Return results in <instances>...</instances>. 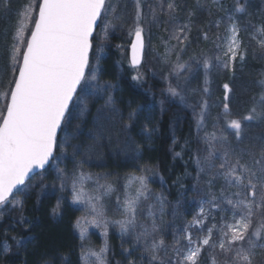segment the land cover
Listing matches in <instances>:
<instances>
[{"label": "snow or ice", "instance_id": "1", "mask_svg": "<svg viewBox=\"0 0 264 264\" xmlns=\"http://www.w3.org/2000/svg\"><path fill=\"white\" fill-rule=\"evenodd\" d=\"M119 3L120 0H27L15 9L12 8V0L0 3V11H13L17 16L9 63L5 70H0L10 69L11 73L4 85L7 91L0 93L6 101L0 107V206L12 202L9 198H15L14 194L30 179L34 169H44L52 162L57 164L61 190L71 181L72 203L84 205L89 213L75 221L74 227L79 231L81 241L87 239L86 224L103 229L104 243L98 250L81 243V264H108L109 225L118 227L121 236L133 233L135 243L145 254L141 259L146 258L148 264H201L205 256L210 264H254L255 250L264 248V137H246L245 128L253 121L264 124V73L257 81L259 91L251 97V104L244 114L233 113L230 109L227 94L231 88L228 84L223 85L225 103L218 120H223L224 129L213 123L212 131H204L201 139L207 154L203 159L199 155L195 158L199 170L209 177L206 181L208 191L198 201V210L192 221L176 230L171 245L166 243L157 223L163 215L164 197L151 194L145 175L131 174L126 178L123 199L118 195L115 201L116 211L121 216L109 218L102 196L117 189L107 182V177L98 174L93 177L83 171V162L76 164L71 176L58 167V162L62 161L57 152L66 154V149H61L58 132L73 118L70 106L82 104L87 96L94 94L93 89L98 88V84L93 83L97 79L95 72L98 68L94 70L91 67L92 53L94 49L102 52L105 41L117 28L126 31L130 37V63L137 69L134 80L142 79L139 68L146 48L150 46V32L145 24L161 23V15H167V22L174 23V27L167 40L162 39L165 52L160 58L169 63L171 74L178 81H187V77L180 74L191 72L190 62L202 67L204 95L209 93V74L215 66L234 72L237 60L243 62L247 56V48L240 37V32L247 28L242 29L236 19L237 14L246 12L242 0H233L225 15L211 22L218 28L227 21L224 34L213 40L216 54L209 56L202 50L199 57L191 56L189 61H184L180 53L192 42V11H188L186 22L179 23L176 22V13L180 6L176 0H158L156 7H150L147 14L144 12V0H134V12L128 24V13L119 11ZM211 4L223 10L222 0H211ZM196 7L204 6L198 0ZM207 10L211 13V6ZM250 26L254 28L252 38L260 36L258 44L264 47V22ZM201 31L203 39L207 40L208 33ZM172 40L177 43L169 47ZM173 52H177L174 62L167 59ZM96 59L98 64L99 57ZM179 88V82L176 86L169 83L168 92L184 100ZM197 106L199 112L195 111V106L189 105L194 109L199 133L205 129L209 115L207 99L201 96ZM133 115H129L130 120ZM227 131L231 132L235 144L228 139ZM245 140L251 143L240 147ZM175 155L180 156L181 153ZM215 160L220 163L215 164ZM101 179L105 182L100 183ZM218 180L223 181L219 195L212 190ZM89 181L95 183V189L86 190ZM133 181H138L139 187L131 190ZM150 198L160 205L159 216L154 211L155 205L148 204L146 215L151 223H138L140 215L144 214L141 202ZM59 208L58 201L53 214ZM213 213H230V219L221 216L218 225ZM191 229H195L197 234L194 235ZM131 254L129 251V257ZM220 255L223 260L218 259ZM44 264H49V261L45 260ZM129 264H135V261L129 259Z\"/></svg>", "mask_w": 264, "mask_h": 264}, {"label": "trees", "instance_id": "2", "mask_svg": "<svg viewBox=\"0 0 264 264\" xmlns=\"http://www.w3.org/2000/svg\"><path fill=\"white\" fill-rule=\"evenodd\" d=\"M176 1L180 6L176 14L181 17L185 10L187 13L192 11L194 13L192 22L199 17L203 18L204 14V19L207 20L206 15L210 16L207 7L211 6L212 9L216 6L211 4V0H206L205 6L201 8L196 7L197 0ZM256 1L260 0H242L246 12L240 16L244 20L248 19L250 22L260 24L264 22V16L257 12ZM214 20L216 21L215 18ZM214 30L216 32V29ZM215 32V36L212 32L207 40L201 37L203 46L206 48L209 46L207 49L210 53L215 47L213 40L218 35ZM240 37L247 48L245 60L243 62L237 60L234 72L222 71L218 74L221 82L228 84L231 90H234L233 84L237 82L239 76L244 77L251 73L255 75L264 71V47L248 39L243 32ZM144 59L146 63L148 54H145ZM120 65L123 79L117 77L110 57L102 59L99 76L94 83L98 84V88L93 89L94 94L87 96L82 104L76 103L75 106H71L73 113L71 121L74 122V128L69 131L66 125L59 134L61 149H66V154L61 155L60 151L57 152V156H60L62 161L58 162V167L71 176L70 169L65 165L70 161L74 148L87 145V133L90 134L92 131V121L99 114L104 118L107 114L116 112V117L121 120L118 119V122L112 117L119 127L111 128L110 134L124 132L140 151L138 156H135L134 162H128V159L123 161L114 155L106 156L103 172L107 179L121 178L131 172H135V175L141 174V171L137 172V170L149 171L154 168L159 182L158 195L164 197L167 205L179 204L192 193L193 183L199 176L194 159L197 136L194 109L169 98L160 84H151L146 76H142L141 80H134L137 69ZM142 69L143 67L139 68V71ZM108 81L109 85H107ZM217 91L222 96L219 102L221 111L225 103V93L223 88ZM110 103L111 108H109ZM228 104L233 113L244 114L247 111V109L243 111L239 102L233 106L230 102ZM3 106L4 104L1 107ZM195 111L199 112V109ZM130 114H134L131 120ZM107 117L109 119L111 116ZM221 121V127L224 129L223 120ZM253 122H249L245 128L246 137L250 127L256 126L264 132V124L254 125ZM177 152L181 155L176 156ZM41 176L44 179L41 185L34 186L24 194L26 184L14 194V199L10 198L11 203L0 206V264H44L45 260L49 261V264H81L80 247L83 242L76 235L74 227L78 215L75 210L65 205L69 197L68 187L61 190L56 163H51L44 172L38 174V177ZM58 201L60 208L56 214H53ZM220 215L216 213L218 219ZM174 218L170 211V221ZM168 224H170L169 220ZM125 247L127 246L120 242L113 245L112 264L116 262L125 264V261H129L126 258L129 256L128 252L123 251ZM255 253L254 264H264V248H257ZM133 255L132 253L130 257ZM64 257L66 259H62ZM135 258V264L142 263L140 255ZM201 262L208 264L209 261L205 256L202 257Z\"/></svg>", "mask_w": 264, "mask_h": 264}, {"label": "rangeland", "instance_id": "3", "mask_svg": "<svg viewBox=\"0 0 264 264\" xmlns=\"http://www.w3.org/2000/svg\"><path fill=\"white\" fill-rule=\"evenodd\" d=\"M205 1L206 0H199V3L202 6H205L204 5ZM197 2L198 0L195 3L196 5ZM0 3H2V0H0ZM24 3H27V0H12V8L15 9ZM157 3L158 0H144L145 14L149 12L150 7L155 8ZM223 3H225L226 5H224ZM256 3L258 10L257 12L263 14L264 16V1L260 0V1H256ZM222 4H223V10H220L218 6H215L214 8L211 9L210 16L206 15L207 20L204 19V15H205L204 14L203 18L199 17L197 20L192 22V31L190 33V40L192 41L191 45L183 53H180L184 61H189V57L191 56L199 57L202 50L203 52H206L210 56L216 54V46L211 49V53L210 51H208L209 46L207 47L208 49L203 46L201 41V37L203 36L201 30L207 32L208 37H210L212 32L214 34L215 32L214 29H216L215 33H217L218 35L224 34L225 24L227 23V21L222 22L218 28L215 26V24L211 23L215 21L214 18L216 20H220L221 17L225 15V11L231 8V5L233 4V0H222ZM134 7H135L134 0H120L119 11L120 12L126 11L128 13L126 17L128 24L131 23ZM243 14L244 13H242V16ZM240 15L241 14H237L236 19L239 21L242 29H244L245 27L247 28L246 31L242 30L241 32L245 33L248 39L258 44V40H260L261 37L256 36L255 39L252 38L254 35V28L251 27L250 25H259V23L255 24L253 21L250 22V20L248 19L244 20ZM150 19L151 18L148 17V20ZM168 19L169 17L167 15H161L160 16L161 23L146 22L145 24L146 30L150 32V40H149L150 46L147 47L145 51V54H148V60L145 63V59H144V62L141 66L143 67V69L139 72L142 74V76L148 77V80L151 82V84H158V85L160 84L169 98L175 101L182 102L187 107H189V105H193L195 106V109L197 108L199 109L197 105L201 96H203L204 99H207L209 104V115L205 121L206 127L205 129L201 130L199 133L197 132L196 144L194 149V159L196 158L197 155H199L201 159H203V157L207 154L205 151V145L203 144L201 139L204 135V131H212L213 123H218L219 128L223 129L221 127L222 121L218 120V117L222 116L223 114V107L221 108V111L219 109L220 108L219 102L222 99V96L218 93L217 89L223 88L225 82H221V79L218 76V74L222 71L232 72V70L225 69L223 67H220L219 65L215 66L211 71V73L209 74V79L211 82L208 85L209 93L207 95H204L202 91L204 88V78H205L204 69L202 67H199L196 62H190L191 72L184 71L180 74L181 77L186 76L187 81L185 82L183 79L178 81L177 77L171 74V67L169 63L160 58L161 56L164 55L165 52V48L162 44V39L167 40L172 28L174 27V23L170 24L167 22ZM186 20H187V10L183 12L181 17L176 14V22L184 23L186 22ZM16 21H17V16L13 11H9L7 13L0 11V70H5L9 63V53L11 51V45L13 43V34H14ZM205 22H207L205 24L206 28H204ZM129 41H130V37L127 36L126 31L117 28L116 31L110 33L109 38L107 39V41H105V47L102 52H97L94 49L92 53L91 67L94 70L98 68V70H96L95 72L97 79L100 72V68H99L100 61L102 59H107L109 57L111 59V65L112 64L114 65L115 72H117L116 73L117 77L123 79L121 75L123 71L121 69L120 64L130 66ZM176 43L177 42L175 40H172L169 47H171V45H175ZM118 45H122L123 47L122 48L117 47ZM176 55L177 52H173L168 56L167 59L174 62L176 59ZM97 56L99 57L98 64L96 59ZM261 73H264V71L258 72L255 75L251 73L250 75L247 76L244 75V77L239 76L236 79L237 82L233 84L234 90H231V92L227 94L228 95L227 103L230 102L232 103L233 106L236 102H239L242 105L243 111L244 109H248L251 104V97L257 91H259V88L257 86V81L261 78ZM10 75H11L10 69H7L6 71H0V93L7 91V88L4 87V85L9 81ZM222 77L223 75L221 74V78ZM178 82L180 84V88L178 89V91H180L182 95L185 97L184 100H181L180 97L178 96H172L168 92L169 83H171L173 86H176ZM101 87L103 89V86ZM223 91L225 93L224 88ZM5 103L6 101L3 99L2 96H0V107ZM109 108H111V103L109 105ZM189 108L193 109V107H189ZM108 115L111 116L109 117V119L107 117ZM116 116H117L116 112L115 114L113 113L107 114L106 117L104 118L102 117V115L99 114L97 118L92 121L93 122L92 131L90 134L87 133V137H88L87 145L78 146L74 148V150H72L71 152L72 156L70 158V161H68L65 165L67 169H70L71 174L73 168L76 167V164L78 162H83V169H82L83 171L87 173H91L93 177H95L97 174L101 177H107L105 172H103L105 170L103 162H104V158L108 155L110 156L114 155L116 157H119L123 161L128 159V162L131 161L134 162L135 156H138L140 151L138 146L133 144L131 138L127 136L124 132H119L116 134H110L109 132L111 128L114 129L116 127H119L116 123H114V120L112 119L113 117L117 121L119 118H117ZM253 124L254 125L259 124V122L254 121ZM67 126H68L67 130L72 131L74 128V122L71 121L69 124H67ZM64 127L66 126H63L62 128ZM90 127H91V123H90ZM246 134H248L247 137H251V138L264 137V132H262L256 126L250 127L246 132ZM226 135L233 144L236 143L230 131H227ZM249 143H251V141L245 140L244 143L240 144L239 146L245 147ZM213 162L217 165L220 163L219 160H215ZM196 167L199 176L193 183L192 193L186 198L182 199L181 203L176 204L174 206L167 205L164 201L163 215L157 220V223L161 229V234L163 235L166 243H168L169 245L173 243V235L176 233V230L183 227L186 223L192 221L193 216L196 214L198 210V201L203 199L208 191L206 181L209 177L205 175V173L199 170L200 166L196 164ZM137 172H140L141 174H136V176L145 175L147 177L148 188L150 189L151 194L153 196L158 195L157 184H159V182L157 181L156 178L155 169L153 168L149 171L145 169H141V170H137ZM205 172H207V168H205ZM131 174H135V172H131L129 174L123 175L121 178L110 179V180L107 179V182L111 183L117 189V191L115 192H112L110 194H105L102 196V202L106 206L105 210L109 218H120L121 214L116 211L115 201L118 195L121 197V199H123L124 196L123 185L126 182V178H128ZM43 182L44 179L41 182V177H38V175H36V177H33L27 183L26 188L24 190V194H26L34 186L41 185ZM104 182H105L104 179L100 180V183H104ZM70 185H71V181H69V185H68L69 197L65 205L75 210L78 215V218L81 216H88L89 213L85 210L84 205L72 203ZM222 185H223V181L218 180L212 190L215 191L217 195H219V190ZM95 187H96L95 183L92 181H89L86 184V190H93L95 189ZM136 187H139V183L138 181H133L131 190H134ZM103 191L104 190L101 189V193H103ZM148 204L155 205L154 211H156L157 215L159 216L160 205L156 203L155 199L150 198L147 201L141 202V211L144 214L140 215L138 223L139 222H143L145 224L151 223V221L148 219L146 215V206ZM170 211L173 217H175L174 219H171V221H170ZM181 213H185V214L182 215ZM187 214H189L190 216H187ZM213 214L216 216V213ZM220 214H221L220 217L227 216L230 219V213H220ZM220 217L218 219L216 216V223L218 225L220 223ZM168 220L170 224H168ZM176 222L177 224L173 226ZM208 223L211 224L212 221L209 220ZM85 226L88 228L87 239L82 242L86 246H90L98 250L100 247L103 246L104 243V236L102 235L103 229L95 228L90 224H86ZM171 228L172 230L170 231ZM137 231H140V229L138 228ZM191 231H193L194 235L197 234L195 232V229H191ZM75 232L76 235L79 237V231L76 228H75ZM215 238L216 236L214 233L213 239ZM107 240H108V248H109L107 254L108 264H112L114 262V255L112 250H113V245L117 244V242H120V244H124L127 246L123 248V251L125 252L131 251V253L134 254L133 257L127 256L126 258L128 260L131 259L135 261L136 260L135 257H138V255H140V257L145 255L142 251L141 246L135 243V235L133 233H129L128 235L121 236L119 228L114 225H109L108 227ZM138 248H140V250H136ZM217 252H219L218 249ZM218 259L223 260V256L222 255L218 256ZM142 260L143 261L141 264H148L146 258ZM125 262H126L125 264H129V261H125ZM116 264L119 263L116 262ZM201 264L203 263L201 262ZM208 264H210V261L208 262Z\"/></svg>", "mask_w": 264, "mask_h": 264}, {"label": "water", "instance_id": "4", "mask_svg": "<svg viewBox=\"0 0 264 264\" xmlns=\"http://www.w3.org/2000/svg\"><path fill=\"white\" fill-rule=\"evenodd\" d=\"M130 55H131V53H130V48H129V63H130ZM144 62V61H143ZM143 64V63H142ZM142 64H141V66H142ZM130 66L132 67V68H134L132 65H131V63H130ZM140 66V67H141ZM134 69H136V68H134ZM70 108H71V106H70ZM60 132H61V130L58 132V136H59V134H60ZM51 164V162L49 163V165ZM49 165H47L44 169H34V173L33 174H30V179L29 180H27L26 182H25V184H27L34 176H36V175H38V174H40L41 172H44L48 167H49ZM23 186H21V188H22ZM11 198V197H10ZM9 198V199H10Z\"/></svg>", "mask_w": 264, "mask_h": 264}, {"label": "bare ground", "instance_id": "5", "mask_svg": "<svg viewBox=\"0 0 264 264\" xmlns=\"http://www.w3.org/2000/svg\"><path fill=\"white\" fill-rule=\"evenodd\" d=\"M129 67H130V66H129ZM130 68H131V67H130ZM131 69H132V68H131ZM109 84H110V82L108 81V82H107V85H109Z\"/></svg>", "mask_w": 264, "mask_h": 264}]
</instances>
